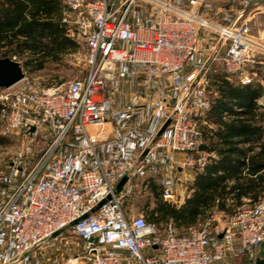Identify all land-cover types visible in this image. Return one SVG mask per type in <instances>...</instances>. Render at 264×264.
I'll use <instances>...</instances> for the list:
<instances>
[{"label":"built area","instance_id":"1","mask_svg":"<svg viewBox=\"0 0 264 264\" xmlns=\"http://www.w3.org/2000/svg\"><path fill=\"white\" fill-rule=\"evenodd\" d=\"M63 1L71 34L87 45L88 70L68 83L24 79L0 93V132L26 139L23 155L0 168V264H33L66 233L83 253L63 264H255L264 188L213 235L180 234L172 223L161 230L128 217L123 204L151 178L178 202V171L196 173L217 158L200 149L201 127H212L210 77L253 83L264 69V38L251 34L242 12L203 15V0ZM127 85L130 98L117 102Z\"/></svg>","mask_w":264,"mask_h":264},{"label":"trees","instance_id":"2","mask_svg":"<svg viewBox=\"0 0 264 264\" xmlns=\"http://www.w3.org/2000/svg\"><path fill=\"white\" fill-rule=\"evenodd\" d=\"M67 11L63 0H0V57H15L26 71L62 62L78 47L68 35ZM209 90L207 121L212 127L201 128L208 150L217 158L196 171L192 192L180 204L164 199L160 183L149 179L154 207L147 205L144 217L161 230L169 223L192 230L216 213L233 217L245 204L243 198L254 202L264 188V109L258 105L264 87L235 84L216 72ZM7 143L9 138L0 132V147Z\"/></svg>","mask_w":264,"mask_h":264},{"label":"rangeland","instance_id":"3","mask_svg":"<svg viewBox=\"0 0 264 264\" xmlns=\"http://www.w3.org/2000/svg\"><path fill=\"white\" fill-rule=\"evenodd\" d=\"M186 2V1H185ZM225 6H235L241 10V3L239 0H203V3L201 5L200 12L203 15H208L210 17L214 18H221L220 9ZM242 11V10H241ZM247 11L242 12V19H247ZM69 31L68 35L70 38L75 40L78 43V47L75 51L70 50L65 56L62 62L56 63V62H49L45 68L41 70H34L31 67H27V71H25V78L28 81H31L32 83H35L38 87H49L54 84H61V83H68L72 80L83 78L88 70V63H87V57H88V48L84 40H82L77 35L73 36L70 32L71 29H73V25L69 24ZM259 25H251V30L253 33H257V28ZM70 32V33H69ZM23 79V80H24ZM21 80L20 82H22ZM18 82V83H20ZM17 83V84H18ZM210 85V83H209ZM123 88V89H122ZM121 88V94H117L116 100L117 102L122 101L123 96L126 97V99L130 98L131 95V86H124ZM4 90V88H0V93ZM9 138V143L5 146L0 147V168H6L8 164H10L13 160H15L17 157H20V155H23L25 152V143L26 139L22 132L15 133L12 135H5ZM41 142L37 143V146H40ZM25 155V154H24ZM188 174V173H187ZM189 180H188V179ZM195 178V174L193 176V179L189 177V174L183 178V187H176V191L178 194H180L178 203L180 204L181 199L184 197V200L190 196L192 190L191 186L193 184V180ZM183 196V197H182ZM186 197V198H185ZM164 198V197H163ZM244 199L249 198H243L244 205H249L250 203L245 202ZM182 203V202H181ZM147 205L149 209L154 207V198L149 193L148 187H144L139 185L138 188L128 197L123 204V210L126 213L128 217H134V216H145L148 212ZM243 205V206H244ZM241 208V207H240ZM231 218L229 216H225L223 214L216 213L212 219L200 223L196 226H193L194 228H206L207 231L210 233H216L217 231H220L226 224L228 219ZM177 228V227H176ZM179 233L182 234H188L190 233V229L186 228H177ZM66 238L63 239H53L50 241L48 245L45 246V249L48 251L45 257L41 258L42 256H38V260L33 261V264H63L66 263L68 259H72L75 255H80L83 253L82 249V242L77 239L74 235L71 233H66ZM261 245V244H260ZM260 245L257 247L256 255L258 254V251L260 249ZM57 254L58 261H55L54 259L49 260V257L51 254ZM63 253V254H61ZM48 255V257H47ZM258 256V255H257ZM256 256V259H257ZM248 259L242 258L239 259L237 262L238 264H249L247 261ZM252 263V261H250ZM83 264V263H78Z\"/></svg>","mask_w":264,"mask_h":264},{"label":"crops","instance_id":"4","mask_svg":"<svg viewBox=\"0 0 264 264\" xmlns=\"http://www.w3.org/2000/svg\"><path fill=\"white\" fill-rule=\"evenodd\" d=\"M239 2L241 3L242 11L233 5L231 6L223 5V7L220 9L221 18H232L235 15H237V13L247 11V14H248L247 19L249 20L250 27L251 25H259L257 28V33H253V31L251 30V34L256 38H264V3H257V4L250 5L244 0H239ZM216 19L220 20L219 18H216ZM254 83H259L260 85L264 87V69L263 68L259 70V77L254 81ZM262 100H264V92L262 96H260V98L258 99V104ZM187 173L189 174V177L191 179H193L194 174L196 175V173L191 170H184L182 172L180 170L178 171V174H181L183 176L188 175ZM182 185L183 183L177 182L175 184V189L178 186L182 188L183 187ZM179 197H180V194H179ZM183 201H184V197L181 199L180 203Z\"/></svg>","mask_w":264,"mask_h":264},{"label":"water","instance_id":"5","mask_svg":"<svg viewBox=\"0 0 264 264\" xmlns=\"http://www.w3.org/2000/svg\"><path fill=\"white\" fill-rule=\"evenodd\" d=\"M248 4H257V3H264V0H244ZM25 78V71L24 67L21 62L7 56V57H0V88H10L23 80ZM169 121L164 125V127L161 129L159 134L163 132L165 127L168 125ZM34 127L31 128L32 131H34ZM207 145L201 144L200 149L206 150ZM127 178L124 177L118 185V191H121L123 185L125 184ZM168 201H171V199H168ZM223 237V232L219 234V238ZM257 259L255 261V264H264V242L261 243L260 249L257 254Z\"/></svg>","mask_w":264,"mask_h":264}]
</instances>
